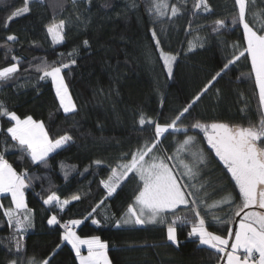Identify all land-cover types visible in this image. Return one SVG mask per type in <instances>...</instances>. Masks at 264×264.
I'll use <instances>...</instances> for the list:
<instances>
[{
    "label": "trees",
    "instance_id": "16d2710c",
    "mask_svg": "<svg viewBox=\"0 0 264 264\" xmlns=\"http://www.w3.org/2000/svg\"><path fill=\"white\" fill-rule=\"evenodd\" d=\"M147 2L34 0L29 5L30 12L11 20L6 28L8 17L23 6V0H0V67L16 63L12 56L18 57L14 78L0 81V101L21 119L31 116L42 122L50 138L65 133L72 137L48 155L47 167L43 163L34 164L7 134L9 120L0 117V153L17 172L27 170L32 177L24 196L27 207L33 210L32 227L24 233L22 241L24 251L17 257L9 253L7 237L12 230L0 208V241H3L0 264H9L13 259H22L23 264H28L30 258L41 261L49 257L51 264H79L72 245L61 240L65 231L62 225L74 219L82 221L74 227L79 237L97 236L107 244L110 264L221 263V253L199 244L198 237L188 236L191 225L178 227L177 244L167 240L164 225L116 227V221L131 202L135 182L124 183L112 196H108L100 183L108 178L110 168L125 153L154 136V125L139 124L140 113L146 119L170 123L178 110L190 103L220 70L223 56L231 58L243 50L239 47L243 43V28L232 24V0H208L213 9L210 14L202 9L194 13L196 0H169L181 11L173 17L169 9L159 19L148 14ZM260 9H264V0H256V7L249 11V22L256 26L260 20L254 21L252 12ZM61 19L66 21L65 39L54 44L46 25ZM216 19L225 20L227 25L218 32L213 31ZM153 30L164 51L176 57L171 65V77L164 71L155 49ZM10 34L17 40L6 41ZM190 41L195 45L191 51L188 50ZM61 63L69 65L62 69V75L76 106L71 113L63 112L52 82L48 77L41 80L42 72L36 71L38 65ZM250 71V60L237 61L195 103L180 126L195 119L242 126L258 123L261 111ZM188 134L194 135L196 130ZM184 138L183 134L170 130L160 147ZM202 146L211 151L206 141ZM97 160L102 163L97 165L94 163ZM224 172L226 169L212 153L203 167L198 187L203 186L201 197L205 204L201 211L207 213L208 230L230 239L227 229L233 227L237 217L228 224L214 221L213 217L226 219V213L233 211L234 205L208 208L225 195L220 190L228 182L221 178ZM53 192L61 200L69 201L63 211L55 203L43 204ZM74 195L80 199L73 200ZM10 200L9 196H1L0 204L8 207ZM101 201L103 204L92 213ZM180 212H184L182 206ZM89 213L91 217L86 218ZM52 215L60 223L49 225L47 221ZM92 219L99 223L92 224Z\"/></svg>",
    "mask_w": 264,
    "mask_h": 264
},
{
    "label": "snow or ice",
    "instance_id": "6c2138e0",
    "mask_svg": "<svg viewBox=\"0 0 264 264\" xmlns=\"http://www.w3.org/2000/svg\"><path fill=\"white\" fill-rule=\"evenodd\" d=\"M32 2L34 0H23V6L12 11L5 27L7 28L11 20L28 14ZM88 2L90 3V0ZM73 3H76V0H73ZM255 7L256 0H232V24H238L243 28V43L239 46L243 50L239 51L238 55L227 58L220 70L208 80L190 103L178 110L170 123L161 124L146 119L145 115L140 113L139 124L142 127L146 124L154 125V136L138 145L134 151L125 153L117 164L110 168L108 178L100 181L108 196L117 193L129 180L135 182L131 202L121 218L116 221V227L122 224L164 225L167 240L177 244L178 227L191 225L188 236L198 237L199 244L207 245L221 253V258H226V264H264V211H261L264 210V19H261L264 17V9L252 12L253 20H260L259 26H256L255 23L249 22V11ZM169 9L173 17L181 11L176 3L170 4L169 0H148L146 3V11L156 19L164 17ZM201 9L209 14L213 11L208 0H196L193 12ZM226 26L225 20L216 19L213 31L218 32ZM65 28L66 21L63 19L58 23L46 25L48 36L56 44L65 39ZM151 38L155 42L156 51L159 52L164 71L171 77L173 75L171 65L176 57L164 51L161 40L154 30L151 31ZM16 40L14 34L6 37L8 42ZM84 44L87 45L88 41L85 40ZM194 46L190 41L188 50L191 51ZM241 58L250 60V75L254 77V87L261 111V119L258 123L250 122L248 126H242L225 122L208 123L195 119L181 127L186 114L195 103ZM12 60L17 62L0 67V81L12 79L18 72V57L12 56ZM71 62L74 64L75 60ZM68 67V64L63 63L36 67L37 72H42L39 77L41 80L51 78L60 108L64 113H71L76 109L61 75L62 69ZM0 117L9 120L11 126L7 128V134L18 143L20 150L25 152L34 164L43 163L47 167L46 158L49 153L62 148L72 140L67 133L58 138H50L42 122L33 120L31 116L21 119L16 112L8 110L2 101H0ZM170 130L172 133L183 134L185 138L174 140L172 145L161 148L160 144ZM191 130H196V134L189 135ZM200 134L202 138L198 139ZM204 141L207 149L211 151L202 146ZM169 148L172 151H169ZM212 153L226 169L221 178L228 182L220 189L225 195L208 207L234 205V210L226 213V219L213 217L214 221L224 224L230 223L233 217H240L235 229L231 227L227 229L228 237L232 238L231 244L228 238L208 230L207 213L201 211L205 201L201 197L203 186L198 187V181ZM94 163L100 165L102 161L97 160ZM31 179L27 170L17 172L4 158L3 153H0V194H8L11 197L9 206L4 207L0 204V208H3V217L7 219L12 230L7 237L9 253L17 257L24 251L25 246L22 243L24 233L32 227L33 210L28 208L24 201V189L30 186ZM237 192L238 196L235 195ZM72 199L79 200L80 196L74 195ZM237 200L239 203L236 202ZM53 203L63 211L69 201L61 200L53 192L43 200V204ZM101 204L103 201L92 209V213H95ZM181 206L184 209L183 214L180 212ZM253 208L258 210L245 211ZM92 213L86 218H90ZM169 216L172 217L171 220ZM47 222L49 225L60 223L56 215L50 216ZM81 222L74 219L63 224L65 231L61 234V240L72 245L80 264H110L105 251L107 248L105 242L97 236L81 239L72 231L71 226L79 225ZM98 223V220L92 219V224ZM79 245H87V256L81 255ZM9 264H23V261L13 259ZM28 264H51V257L41 261L30 258Z\"/></svg>",
    "mask_w": 264,
    "mask_h": 264
},
{
    "label": "rangeland",
    "instance_id": "374dc122",
    "mask_svg": "<svg viewBox=\"0 0 264 264\" xmlns=\"http://www.w3.org/2000/svg\"><path fill=\"white\" fill-rule=\"evenodd\" d=\"M56 23H58V22H56ZM231 37H233V36H231ZM50 39H51V37H50ZM51 41H52V39H51ZM52 43H54L53 41H52ZM54 44H56V43H54ZM220 53H221V50H220ZM226 59L227 58H224V56H223V62L225 63L226 62ZM61 75H62V72H61ZM63 76V75H62ZM49 78V80L52 82V80H51V78L50 77H48ZM64 83H65V80H64ZM65 85H66V83H65ZM52 86H53V83H52ZM67 86V85H66ZM53 89H54V92H55V95H56V91H55V88H54V86H53ZM67 89H68V87H67ZM68 95L71 97V101H72V103H74V101H73V98H72V95H71V93H70V91H69V89H68ZM58 99V98H57ZM58 102H59V100H58ZM63 110V109H62ZM64 112V111H63ZM222 165V164H221ZM211 204H213V203H211ZM210 204V205H211ZM209 208V207H208ZM210 209V208H209ZM213 209H215V208H213ZM247 211H249V210H258V209H255V208H253V209H246ZM261 211H264V210H261ZM239 222V221H238ZM146 225H152V224H146ZM146 225H143V226H146ZM75 226H77V225H72L71 226V229H72V231L77 235V233H76V230H74V227ZM121 226H135V225H121ZM78 236V235H77ZM92 237V236H91ZM81 239H87V238H90V237H80ZM101 240V239H100ZM102 241V240H101ZM79 248H80V250H84L85 251V253H81V255L82 256H87V254H88V249H87V245H79ZM75 254H76V252H75ZM76 258H77V256H76ZM77 260H78V263L80 264V262H79V259L77 258Z\"/></svg>",
    "mask_w": 264,
    "mask_h": 264
},
{
    "label": "water",
    "instance_id": "95a60500",
    "mask_svg": "<svg viewBox=\"0 0 264 264\" xmlns=\"http://www.w3.org/2000/svg\"><path fill=\"white\" fill-rule=\"evenodd\" d=\"M238 221H239V217H237V218L235 219L234 224H233V227H232L233 229L236 228V225H237ZM231 242H232V238L229 239V244H231ZM224 261H225V259H222V261H221L220 264H223Z\"/></svg>",
    "mask_w": 264,
    "mask_h": 264
},
{
    "label": "crops",
    "instance_id": "0c3cea01",
    "mask_svg": "<svg viewBox=\"0 0 264 264\" xmlns=\"http://www.w3.org/2000/svg\"><path fill=\"white\" fill-rule=\"evenodd\" d=\"M15 142V141H14ZM17 143V142H16ZM50 154V153H49ZM31 159V158H30ZM24 192H25V189H24ZM1 196H9L10 197V195H8V194H0V197ZM11 198V197H10ZM24 201H25V196H24ZM238 226V223H237V225H236V227ZM106 251V250H105ZM80 252L81 253H85V251L82 249V250H80ZM223 264H226V258H225V261H224V263Z\"/></svg>",
    "mask_w": 264,
    "mask_h": 264
},
{
    "label": "built area",
    "instance_id": "2783aa9c",
    "mask_svg": "<svg viewBox=\"0 0 264 264\" xmlns=\"http://www.w3.org/2000/svg\"><path fill=\"white\" fill-rule=\"evenodd\" d=\"M254 255H256V254L254 253Z\"/></svg>",
    "mask_w": 264,
    "mask_h": 264
}]
</instances>
